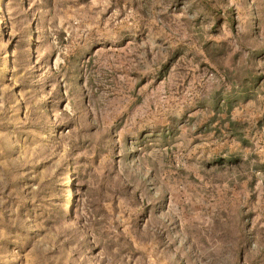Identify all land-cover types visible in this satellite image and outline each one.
<instances>
[{
    "label": "rangeland",
    "instance_id": "374dc122",
    "mask_svg": "<svg viewBox=\"0 0 264 264\" xmlns=\"http://www.w3.org/2000/svg\"><path fill=\"white\" fill-rule=\"evenodd\" d=\"M0 264H264V0H0Z\"/></svg>",
    "mask_w": 264,
    "mask_h": 264
}]
</instances>
